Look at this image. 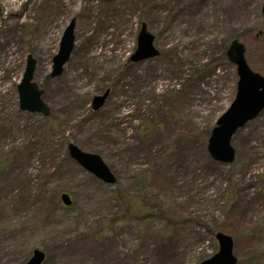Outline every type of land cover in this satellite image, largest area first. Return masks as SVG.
Returning a JSON list of instances; mask_svg holds the SVG:
<instances>
[{"label":"rangeland","instance_id":"rangeland-1","mask_svg":"<svg viewBox=\"0 0 264 264\" xmlns=\"http://www.w3.org/2000/svg\"><path fill=\"white\" fill-rule=\"evenodd\" d=\"M263 5L0 0V264L35 249L43 264H199L218 252V233L234 240L237 264H264V109L232 138L233 163L208 151L237 93L232 40L264 76ZM72 21V54L52 77ZM142 23L160 55L134 62ZM29 55L47 117L20 108ZM69 144L117 180L86 171Z\"/></svg>","mask_w":264,"mask_h":264},{"label":"water","instance_id":"water-1","mask_svg":"<svg viewBox=\"0 0 264 264\" xmlns=\"http://www.w3.org/2000/svg\"><path fill=\"white\" fill-rule=\"evenodd\" d=\"M74 26L75 23L72 21L63 34L59 53L54 58L52 77L61 75L64 64L69 60L74 43ZM153 41L154 36L147 31V25L143 23L138 39V49L131 59L134 62H139L158 56L159 52L154 47ZM227 56L230 62L237 66L239 77L237 94L230 108L218 120L217 126L211 134L208 149L215 160L231 163L235 157L230 143L232 136L239 128H243L248 121L255 119L264 109V77L249 67L245 58V46L238 39L231 42ZM35 67L36 60L29 55L22 81L18 86L20 108L23 111L48 116L50 109L41 99L43 90H40L38 85L32 82ZM107 95L108 91L102 96H96L93 99V108H100ZM68 149L71 158L83 168L107 183L116 181L99 155L84 152L74 144H69ZM62 200L66 205L70 204V198L67 194L62 195ZM216 238L219 242V251L200 264H236L237 259L233 255L232 237L219 233ZM44 259V252L36 249L25 264H42Z\"/></svg>","mask_w":264,"mask_h":264}]
</instances>
